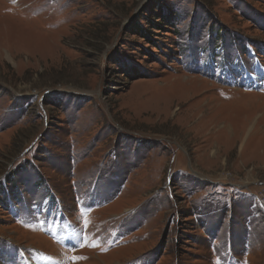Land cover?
<instances>
[{"label": "rangeland", "instance_id": "1", "mask_svg": "<svg viewBox=\"0 0 264 264\" xmlns=\"http://www.w3.org/2000/svg\"><path fill=\"white\" fill-rule=\"evenodd\" d=\"M39 261L264 264V0H0V264Z\"/></svg>", "mask_w": 264, "mask_h": 264}, {"label": "trees", "instance_id": "2", "mask_svg": "<svg viewBox=\"0 0 264 264\" xmlns=\"http://www.w3.org/2000/svg\"><path fill=\"white\" fill-rule=\"evenodd\" d=\"M160 11H159V13H158V15H159V17L162 19V21L164 22V25H170V23H171V18H173V15H168V16H166V15H164V14H162L161 13V8L159 9ZM170 16H172V17H170ZM138 30H141V29H139V28H137ZM139 32H141V31H139ZM142 37H145V36H142ZM148 42H150V40H148ZM151 43V42H150ZM129 69H124L123 71H122V74L124 75V76H129V77H133V76H136V75H138L137 73H139L138 71H137V73H133V71H136L137 69L135 68V67H132V66H129L128 67Z\"/></svg>", "mask_w": 264, "mask_h": 264}, {"label": "bare ground", "instance_id": "3", "mask_svg": "<svg viewBox=\"0 0 264 264\" xmlns=\"http://www.w3.org/2000/svg\"><path fill=\"white\" fill-rule=\"evenodd\" d=\"M257 67H258V66H257ZM192 77H193V76H192ZM189 78H190V77H189ZM186 79H187V78H186ZM196 106H197V105H196ZM237 107H238V106H237ZM207 121H208V120H207ZM196 125H197V124H196ZM39 262H40V264H43L42 261H39ZM47 262H48V261H47Z\"/></svg>", "mask_w": 264, "mask_h": 264}]
</instances>
